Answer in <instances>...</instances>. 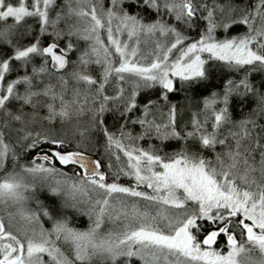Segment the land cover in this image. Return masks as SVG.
<instances>
[{
	"label": "snow or ice",
	"instance_id": "6c2138e0",
	"mask_svg": "<svg viewBox=\"0 0 264 264\" xmlns=\"http://www.w3.org/2000/svg\"><path fill=\"white\" fill-rule=\"evenodd\" d=\"M0 264H264V0H0Z\"/></svg>",
	"mask_w": 264,
	"mask_h": 264
}]
</instances>
